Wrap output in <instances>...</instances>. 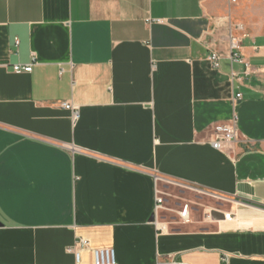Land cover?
<instances>
[{
	"label": "crops",
	"instance_id": "obj_1",
	"mask_svg": "<svg viewBox=\"0 0 264 264\" xmlns=\"http://www.w3.org/2000/svg\"><path fill=\"white\" fill-rule=\"evenodd\" d=\"M234 111L240 139L213 148ZM155 176L180 193L156 215ZM100 247L264 264V0H0V264H94Z\"/></svg>",
	"mask_w": 264,
	"mask_h": 264
},
{
	"label": "built area",
	"instance_id": "obj_2",
	"mask_svg": "<svg viewBox=\"0 0 264 264\" xmlns=\"http://www.w3.org/2000/svg\"><path fill=\"white\" fill-rule=\"evenodd\" d=\"M239 47V40H237L236 37L231 35V48H238ZM220 55L217 53H212L210 56V61L212 62V67L215 69H218L220 66ZM233 60H238L241 62H245V59L241 58L238 53H234ZM33 69V63L22 65L20 64H14L12 65V70L15 73H30ZM243 98L242 93H237L235 97L233 98V106L236 107ZM61 105L71 110L74 115V119L77 120L79 118V109L76 105H74L71 102H63ZM238 116L234 111V115L232 119L228 122H220L215 123L211 125L212 129V136L210 139L211 146L215 149L222 150L228 147V145L238 141L241 137V133H239V127H238ZM155 180L158 183L161 180V177L155 176ZM163 196L161 195L160 191L157 189L156 193V207H155V215L158 214V211L162 209L163 207ZM188 213V204H186L183 209L180 211V215L185 223H189L190 217ZM225 218L229 219L231 218V214H225ZM89 241L86 239H80L76 244L68 248L69 252H74L76 255L77 261L80 260V254L81 251L84 249H90V245L88 244ZM93 252L94 257V264H117L116 260V252L113 247H100V248H93L91 249ZM170 264H183L181 262H170Z\"/></svg>",
	"mask_w": 264,
	"mask_h": 264
},
{
	"label": "rangeland",
	"instance_id": "obj_3",
	"mask_svg": "<svg viewBox=\"0 0 264 264\" xmlns=\"http://www.w3.org/2000/svg\"><path fill=\"white\" fill-rule=\"evenodd\" d=\"M259 9H260V12L263 11L261 8H259ZM164 185H165L164 183L159 182L157 189L160 191L162 196H164V197L166 196L168 198H171V200L169 201L168 205L169 206H174L175 205L174 203H175V200H176V198L174 196H179L180 195L179 188H177V186H175V185H171V186L168 185L167 187H165ZM162 215L165 216L166 219H168V220H172L173 219L171 217V215H168L165 212H163Z\"/></svg>",
	"mask_w": 264,
	"mask_h": 264
},
{
	"label": "water",
	"instance_id": "obj_4",
	"mask_svg": "<svg viewBox=\"0 0 264 264\" xmlns=\"http://www.w3.org/2000/svg\"><path fill=\"white\" fill-rule=\"evenodd\" d=\"M155 215H152L151 220H154Z\"/></svg>",
	"mask_w": 264,
	"mask_h": 264
}]
</instances>
